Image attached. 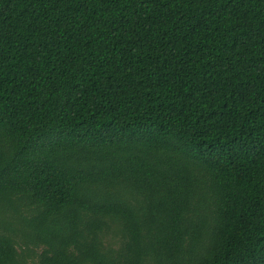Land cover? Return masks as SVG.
Masks as SVG:
<instances>
[{
  "label": "trees",
  "instance_id": "1",
  "mask_svg": "<svg viewBox=\"0 0 264 264\" xmlns=\"http://www.w3.org/2000/svg\"><path fill=\"white\" fill-rule=\"evenodd\" d=\"M0 264H264V0H0Z\"/></svg>",
  "mask_w": 264,
  "mask_h": 264
}]
</instances>
